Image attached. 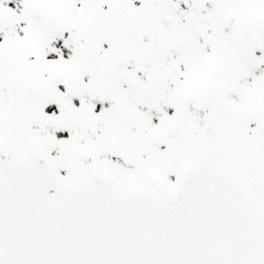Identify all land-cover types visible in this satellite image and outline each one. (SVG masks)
<instances>
[{
  "label": "snow or ice",
  "instance_id": "6c2138e0",
  "mask_svg": "<svg viewBox=\"0 0 264 264\" xmlns=\"http://www.w3.org/2000/svg\"><path fill=\"white\" fill-rule=\"evenodd\" d=\"M0 264H264V0H0Z\"/></svg>",
  "mask_w": 264,
  "mask_h": 264
}]
</instances>
